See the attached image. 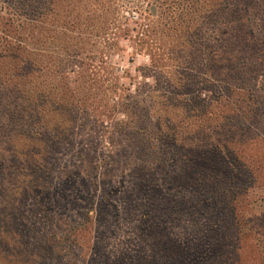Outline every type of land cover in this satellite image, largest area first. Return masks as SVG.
<instances>
[{"label": "rangeland", "instance_id": "rangeland-1", "mask_svg": "<svg viewBox=\"0 0 264 264\" xmlns=\"http://www.w3.org/2000/svg\"><path fill=\"white\" fill-rule=\"evenodd\" d=\"M37 2L32 23L0 0V264H180L196 242L210 254L188 264H264V14L233 65L204 47L155 72L126 41L74 37L90 0ZM216 156L228 173L192 164Z\"/></svg>", "mask_w": 264, "mask_h": 264}, {"label": "trees", "instance_id": "trees-1", "mask_svg": "<svg viewBox=\"0 0 264 264\" xmlns=\"http://www.w3.org/2000/svg\"><path fill=\"white\" fill-rule=\"evenodd\" d=\"M18 1L21 3L22 11L24 8L27 9L25 16L30 14V22L36 23V17L41 16L38 13L41 7L39 2L37 0ZM97 1L90 0V4L93 5L91 11L81 7L86 12L83 13L80 10L74 12V20L80 26L74 32V37L77 40L99 37L102 40L106 39L109 55L117 49L118 40L126 41L132 54L146 56L155 72L163 71L162 63L168 60L176 64L174 65L176 70L183 71L185 58L191 61L200 59L204 47L214 64L224 66L222 64L224 62L233 65L239 60V54L234 48L227 51L230 46L242 44L245 49L255 48V43L259 46V41L254 37L253 32L248 30L247 24L250 15L264 14V0H105L103 14H99L100 4L94 7ZM80 3L82 2L78 1V5ZM132 13L135 16H132ZM84 24L91 29L94 27L97 30L103 29L102 36H98L96 30L90 32L86 30L83 28ZM2 29L0 32L5 34L6 29ZM222 38L224 40H221ZM26 42L27 40L15 30H8V49L23 55L27 54L33 60L40 58L44 53L43 50L36 48L29 53ZM111 50L113 51L110 52ZM15 52L10 54L14 55ZM101 54L106 57L104 51ZM209 77L212 78V76ZM85 90H89L87 86ZM68 99H72V95H68ZM235 151L242 154L243 149L236 146ZM218 154L222 156L220 151ZM214 159L210 162L197 160L192 164L197 170L213 172L216 169L228 173L224 167L226 158L216 156ZM241 160L246 163H257V158L251 156L247 158L245 156ZM235 235L239 239L243 234L239 237V232H235ZM244 236L241 237V243ZM179 248L182 253L180 258L176 257V259H181L182 264H188L191 253L197 248L202 252L204 260L205 256L210 254L207 245L203 243L196 242L189 250L185 244ZM223 259L222 256L221 260Z\"/></svg>", "mask_w": 264, "mask_h": 264}]
</instances>
